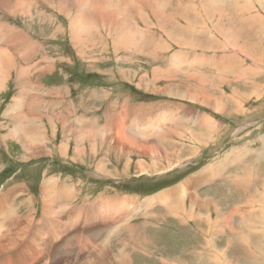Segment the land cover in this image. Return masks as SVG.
<instances>
[{
	"label": "rangeland",
	"instance_id": "1",
	"mask_svg": "<svg viewBox=\"0 0 264 264\" xmlns=\"http://www.w3.org/2000/svg\"><path fill=\"white\" fill-rule=\"evenodd\" d=\"M68 2L73 5L64 3L56 8L46 5L32 10L31 20L0 13L3 16L0 23L19 32L22 52L26 50L23 58L9 57L2 63L11 65L14 61L30 74H26L30 82L19 85L11 67L0 84V197L10 195L0 206V213L6 212L7 216L12 209L4 222H14L24 215L38 223L43 206L41 189L45 180L53 177L57 183L51 195L52 208L61 216L67 210H80L90 203L98 205L108 198L141 202L143 198H160L167 192L163 196L165 200L132 213L128 224L124 222L126 217L118 218L114 230L118 226L122 230L110 234L107 244L97 241L101 237L94 242L87 237V247H81L84 250L79 253L89 262L81 264H119L120 261V264H209L208 258L211 264L214 261L215 264H228V261L264 264V202L251 203L245 218L237 211L241 210L239 205L230 211L224 209L222 215L223 206L217 209L216 203L227 202L231 196L241 204L246 203L249 199L245 196L251 195L252 190L264 189V0H132L124 11L108 9L106 0ZM77 3L87 6L77 11L76 7L80 6ZM95 14L110 17L109 21L101 20L113 26L112 33L104 28L99 32L92 29ZM82 28L89 32L82 33ZM22 36L28 38V44L23 45ZM22 77L27 79L24 74ZM173 91L177 96L170 94ZM18 97L21 103L16 111L13 104ZM33 106L45 112L51 110L60 118L54 126L48 125ZM197 114L201 126L193 123ZM178 117L181 122L175 120ZM203 117L212 119L211 129L208 123L203 124ZM134 119L147 128L146 133L151 124L166 121L159 124L163 125L162 132L156 133L152 125L150 134L155 136L145 142L133 138L128 131ZM31 123L39 130L34 138L41 141L39 149L43 152L23 162L22 148L10 140L9 131ZM30 133H34L33 129ZM75 136L87 141L78 145ZM165 137L174 140L171 145L160 144ZM62 146L66 157L58 154ZM128 148H136V152L128 153ZM79 153L86 155L82 156L83 162L75 161ZM100 161L105 164L104 170L98 166ZM124 167L128 170L124 171ZM142 168L145 174L140 173ZM205 173L211 182L195 187L197 200L202 201L193 200L191 191L180 199L182 203L171 195L180 184L200 180ZM63 190L70 191L65 202L58 197ZM30 198L33 205L29 207L25 201ZM0 216V220L4 218ZM82 217L72 218L75 223L68 221L69 228L77 221L80 224L79 230L77 227L71 234V243H76L77 234L86 230L85 216ZM223 218L224 224L231 222L226 230L208 228L207 219L213 220L211 227H214ZM196 219L200 227L195 232ZM89 227L90 224L86 226L88 230ZM143 227V247L139 248L142 252L128 256L127 246L133 243L119 231L136 230V244ZM61 231L58 236L51 233L56 236L51 246L56 239L63 240ZM80 245L75 247L76 251ZM106 245L111 247L106 249ZM70 251L72 259L73 250ZM119 253L123 257L118 259ZM251 259L256 263H251ZM0 264H14V261L9 256H0Z\"/></svg>",
	"mask_w": 264,
	"mask_h": 264
},
{
	"label": "bare ground",
	"instance_id": "2",
	"mask_svg": "<svg viewBox=\"0 0 264 264\" xmlns=\"http://www.w3.org/2000/svg\"><path fill=\"white\" fill-rule=\"evenodd\" d=\"M83 2V1H82ZM86 2V1H85ZM64 3H68V0H0V13L3 14V15H11V16H14V17H30V20L32 19V16H33V12L32 10L36 11L38 9H41V7H44L46 5H51L52 7L56 8L57 6H61L62 4ZM87 3V2H86ZM79 4V3H77ZM93 4V3H92ZM106 4V7L108 9H114V10H121L123 9L122 11H124V8L130 4H132V0H125V1H122V0H106L105 2ZM69 5H73V4H69ZM80 8L79 7H76V10H80V9H84L87 4H79ZM93 6V5H92ZM74 7V6H73ZM94 8H96V6H94ZM8 9H13L14 11H9ZM93 9V8H92ZM126 11V10H125ZM113 13V12H112ZM114 14V13H113ZM121 14V13H120ZM193 14V13H192ZM123 16V15H122ZM187 16V15H186ZM195 16V15H194ZM1 16L0 15V22H1ZM95 17V18H94ZM93 17V20H92V29L96 32H99L100 29L104 30L106 29L108 32H111L112 33V29H113V26L109 23H107L105 20H101V19H106V20H111L109 16L107 15H104V14H95V16ZM116 17H121L120 15H116ZM114 19L112 18V21ZM120 20V19H119ZM97 22L99 24H97ZM121 22H123V20H121ZM4 23V22H3ZM120 25V24H119ZM118 25V27H119ZM60 29V28H59ZM70 29L71 28V23H70ZM120 31L123 30V29H119ZM20 31V30H19ZM70 31V30H69ZM84 31H88L89 30H85L84 28H82L81 32L83 33ZM115 33V32H114ZM19 32L14 29L13 27L11 28L10 26H8L7 24L3 25L0 23V47H5V50H1L0 48V84L4 81V78H6V75L8 72H10V69L12 67L13 70H15V76H17V78H15V81L20 85V83L23 85L24 83H28L30 82V77H27L26 74H28V76H30V74L25 71L24 69L20 68L21 66L19 65V67L17 66V64L13 63L10 65V63L6 62L5 64L2 63V60H5L6 58H9V57H20V58H23L22 56V53H24L25 51L22 52V46H21V38L19 39ZM14 39H18L17 40V43L14 44L13 43V40ZM22 39L25 41V44L23 45H26L28 44L29 40H27L28 38L27 37H24L22 36ZM8 52V53H7ZM264 56V54H263ZM49 60V59H48ZM18 62V61H17ZM30 64V63H29ZM28 64V65H29ZM34 65V64H33ZM38 67V66H37ZM19 68L21 70H19ZM26 69V67H24ZM33 68V67H32ZM44 68V67H43ZM44 70H46V68H44ZM52 71V70H51ZM46 72V71H44ZM22 74H24V77L27 78V79H24L22 77ZM50 74V73H49ZM41 75V74H40ZM38 75V77L40 76ZM3 76V78L1 77ZM15 82V83H16ZM17 85V86H19ZM236 88V87H235ZM234 92V91H233ZM223 93V92H222ZM236 93V92H235ZM171 95L173 96H177V93L176 91H173V92H170ZM239 94V93H238ZM204 95V94H203ZM202 95V96H203ZM207 95V94H206ZM223 95V94H222ZM233 95V93H232ZM183 95H181L182 97ZM243 96V95H242ZM20 97V96H19ZM15 98V102L13 104V108L15 107H19L20 103H19V100L20 98ZM204 97V96H203ZM226 97V96H225ZM224 97V98H225ZM189 98V97H188ZM191 98V97H190ZM194 98V97H193ZM197 98V97H196ZM194 98V99H196ZM205 99L207 98L204 97ZM232 98V97H231ZM241 98V96H240ZM184 99H185V96H184ZM227 99H229L227 97ZM233 99V98H232ZM192 100V99H191ZM201 100H202V97H201ZM200 100V101H201ZM210 101V99H208ZM230 100V99H229ZM234 100V99H233ZM218 101H222V100H218ZM224 101H226V99H224ZM230 102V101H229ZM238 102V101H237ZM203 103V102H202ZM224 103V102H223ZM51 104V103H50ZM204 104V103H203ZM214 104V103H213ZM227 104V103H226ZM225 104V105H226ZM49 105V104H48ZM210 105H212L210 103ZM209 105V106H210ZM220 105V104H219ZM230 105V104H229ZM208 106V107H209ZM216 107V105H215ZM227 107V106H226ZM240 108V107H239ZM17 109V108H16ZM226 109V108H225ZM238 109V108H237ZM37 110V109H36ZM214 110V109H213ZM38 111H42V109H38ZM215 111V110H214ZM218 111V110H217ZM225 111V110H224ZM233 112V111H232ZM53 112H51L50 110V113L49 115H46L48 116L49 119L51 120H54V117L52 116ZM196 115V113H195ZM200 115V114H199ZM202 116V115H201ZM21 117V116H20ZM19 117V118H20ZM77 118V117H76ZM174 118V117H173ZM200 118L197 114V116H195V119H193V123L196 124L198 123L199 124V119ZM185 119V118H184ZM204 119V123L205 125H208L207 127L209 129L212 128L213 126V123H212V119L209 120L208 118H202ZM201 119V120H202ZM174 120V119H173ZM176 121H180V118L178 117L177 119H175ZM187 120V119H186ZM185 120V121H186ZM162 121H166V120H160V121H156L155 123L151 124L148 128H149V132L146 133L144 132L145 129L147 128H143L139 123H137V121L134 119V121L132 120V122H130L129 124V133L131 136H133V138H140L142 139L143 141H147V139H149L150 137H154L155 134H150L151 132V126L153 125V128L155 130V132H159L161 131V129H163V125H159L160 122ZM188 121V120H187ZM7 122V121H6ZM192 123V124H193ZM208 123V124H207ZM163 124V123H162ZM165 124V123H164ZM191 124V125H192ZM116 125V124H115ZM200 125V124H199ZM67 126V125H66ZM113 126V124H112ZM201 126V125H200ZM194 127V126H192ZM26 128V127H25ZM64 128H65V125H64ZM114 128V126H113ZM181 128V127H180ZM183 128V127H182ZM24 129V128H23ZM37 129V128H36ZM103 129V128H102ZM166 129V128H165ZM172 129V128H171ZM176 129V128H175ZM174 129V130H175ZM178 129V128H177ZM176 129V130H177ZM187 129V128H186ZM105 130V129H104ZM173 130V131H174ZM208 130V129H206ZM16 131V130H15ZM51 131V129H50ZM163 131V130H162ZM161 131V132H162ZM170 131V130H169ZM178 131V130H177ZM180 131V129H179ZM182 131V129H181ZM26 132V131H25ZM54 132V131H52ZM93 132V131H92ZM166 132V131H164ZM212 132V131H210ZM99 133V132H97ZM184 133V132H183ZM182 133V134H183ZM214 133V132H213ZM210 134V135H213ZM100 134V133H99ZM105 134V133H104ZM111 134V133H110ZM109 134V135H110ZM162 134V133H161ZM4 135V134H3ZM9 135V134H8ZM7 135V136H8ZM84 136H86L85 134H83ZM96 135V134H95ZM209 135V136H210ZM11 136V135H10ZM175 136V135H174ZM182 136V135H181ZM200 136V135H199ZM14 137V136H13ZM16 137V136H15ZM35 136H31L29 134H26L24 135L23 134H20L19 136L17 135L16 138L14 139H11V140H14L15 143H18V145L21 146V150L23 151V156H22V161H27L29 159H32L34 157H38L42 154V150L39 149L40 144L39 142L41 141H36ZM87 137V136H86ZM115 137V136H114ZM211 137V136H210ZM2 138H4L2 136ZM102 138V137H100ZM181 138V137H180ZM6 139V138H4ZM10 139V138H9ZM29 139V141L27 140ZM38 139V138H37ZM75 141H76V144L78 145H82L83 143H85V141H87V138L84 140H82L81 136H75V138H73ZM156 139V138H155ZM39 140V139H38ZM44 140V139H43ZM158 140V138L156 139V141ZM89 141H92V139H89ZM171 141H174L171 137H165L164 138V141L161 142L160 144H164L163 146H166V145H171ZM240 141V140H239ZM12 142V141H11ZM263 142H264V139H263ZM144 143V142H143ZM154 143V142H153ZM158 143V142H156ZM166 143V144H165ZM104 144V143H103ZM136 144H133V146H135ZM151 145V144H150ZM195 145V144H193ZM120 146V144H119ZM148 146V145H147ZM160 146V145H159ZM48 147V146H47ZM84 147V146H83ZM93 147V146H92ZM194 147V146H193ZM5 148V147H4ZM65 147L62 146L59 148L58 150V154L59 156L61 157H66V156H63V155H66V152H65ZM100 148V147H98ZM120 148H122L120 146ZM137 148V146H136ZM136 148H133V150L131 148H128V153H133V152H136ZM155 148V147H154ZM160 148V147H159ZM163 148V147H162ZM161 148V149H162ZM86 149V148H85ZM93 149V148H92ZM95 149V148H94ZM93 149V150H94ZM92 150V151H93ZM175 150V149H174ZM179 150V149H178ZM97 151V150H96ZM164 151V150H163ZM91 152V151H90ZM169 153V152H168ZM197 153V152H195ZM235 153V151H233V153H231V155H233ZM94 154V153H93ZM82 156H86L84 153H79L78 156L75 158V161L76 162H83L82 160ZM156 156V155H155ZM167 156V154H166ZM169 157V156H168ZM154 158V157H153ZM172 158V156L170 157V159ZM157 159V158H156ZM159 159V157H158ZM166 159V158H165ZM255 159V158H254ZM90 160V159H89ZM104 160V159H103ZM128 160V158H127ZM154 160V159H153ZM259 160V159H258ZM157 161V160H156ZM257 161V160H256ZM104 165L102 163V161H100V164L98 165L99 167H101L102 170H104ZM173 165V164H172ZM177 164H175L174 166H176ZM256 165V164H255ZM215 166V165H214ZM155 167V166H154ZM213 167V166H212ZM143 169V168H142ZM212 169V168H211ZM128 168L127 167H124V171H127ZM141 170V169H140ZM139 170V171H140ZM145 169L141 170L140 173H144L145 174ZM157 171V169H155ZM206 170H208V168H206ZM205 170V172H206ZM138 171V172H139ZM166 171V170H165ZM147 172V171H146ZM164 172V171H162ZM161 172V173H162ZM157 173V172H156ZM149 174V173H148ZM202 174V173H200ZM139 175V174H138ZM235 175V174H234ZM235 177V176H234ZM59 178V177H58ZM258 178V177H257ZM206 180V181H205ZM260 180V179H259ZM207 181L211 182V179H210V176L208 173H205L202 177H200V180H187V182H184L185 185H181L179 187H177V189L175 190L174 189V192L173 196H177V197H174L175 198H178V203H179V200L182 199L184 197L185 194L188 193V191H191V198H193V200H196V201H202L201 199L197 200L199 195L197 194V192H195V187L198 189L201 185V183L203 184L204 182L207 183ZM56 183H57V178L53 177L51 179H46L45 180V183L43 184V188L41 189L42 190V194H43V198L41 201H43V206H42V217H41V220L38 222V223H34L33 220H30L28 218H26V216H18L14 222L13 221H10V222H7L6 221L4 222L5 219H7L6 217L9 215L8 213L11 212V210L7 213V216H6V212H2L0 214H2L4 216V218H2L0 220V256H4V257H11L12 260L14 261V264H24L26 263L28 260L30 264L31 262H35V264H81L85 258L83 259L82 256L80 255L79 251L81 250H84L82 249L81 247L83 246H86L87 247V237H89L91 240H93V242L95 240H97L96 238H99L101 237V240H97L101 245H103V243L107 244L109 242V240H111L110 238V234L112 235H116V234H113L114 232H116L117 230H122V226H118L117 230H114V228L116 227V223L119 222L117 221L118 218L120 217H126L127 219L124 221L126 222L127 224L129 222H131V218H133L132 216V213H136V212H139L141 211L142 209H146V207L148 208L149 205H153L155 206L154 204H156V201H161V199H164L165 198L163 197L166 193H162L163 195L160 196V198H155V197H148V198H143V201L141 202H137V201H133L132 200H128V203L127 202H119V201H116L115 199H107L105 201H99L98 205L97 204H93V203H90L88 204L87 206L88 207H83L82 209L80 210H77L76 211H70V210H67L65 213L62 212V216L59 215V212H56L55 209L52 208V199H51V195L53 194V191H54V187L56 186ZM182 183V184H184ZM255 183V182H254ZM260 184V183H259ZM255 187H256V184H254ZM63 187V186H62ZM66 188V187H65ZM176 188V187H175ZM257 188V187H256ZM259 188V187H258ZM26 189V188H25ZM19 190V189H18ZM16 189V192L18 191ZM27 190V189H26ZM12 192V191H11ZM11 192H9V194H11ZM19 192H23L25 193L24 191H22L21 189L19 190ZM18 192V193H19ZM70 191L69 190H63L60 195L58 196L63 202H65V197L66 195L70 194L69 193ZM262 192H263V195H262ZM170 193V192H169ZM168 193V194H169ZM26 194V193H25ZM72 195V194H71ZM102 196V195H101ZM10 195H8L7 197L5 196H1L0 197V206L3 205L5 202H6V199L9 198ZM76 197V196H75ZM86 197V196H85ZM132 197V196H131ZM163 197V198H162ZM168 197V196H166ZM33 198V197H32ZM69 198V197H68ZM107 198V197H106ZM105 198V199H106ZM134 198V197H133ZM245 198H248L249 201L246 202V203H242V206L243 208L241 207H238L240 208L241 210H237V211H241L242 215V218H245V214H246V209H250L252 208L251 206V203H263L264 202V189H254L252 190V194L249 195V196H245ZM10 199V198H9ZM58 199V198H57ZM104 199V198H103ZM120 198H118L119 200ZM123 199V198H122ZM121 199V200H122ZM67 200V199H66ZM89 200V199H88ZM173 200V198H172ZM176 200V199H175ZM70 201V200H69ZM130 201V202H129ZM185 201V199H184ZM25 202H28L26 203L27 206H31L33 205L32 204V199H28V201L26 200ZM55 202V201H54ZM232 202V201H231ZM35 203V202H34ZM96 203V202H95ZM173 203H176V202H172ZM180 203L181 200H180ZM214 203V202H213ZM9 204V202H8ZM159 204V203H157ZM197 204V203H195ZM209 205V203H207ZM10 205V204H9ZM57 205V204H56ZM55 205V206H56ZM63 205V204H61ZM71 205V204H70ZM174 205V204H173ZM199 205V204H198ZM197 205V206H198ZM205 205V204H204ZM207 205V206H208ZM29 206V207H30ZM60 206V204H59ZM64 206V205H63ZM167 207L170 208V206L166 205ZM201 206V205H199ZM203 206V205H202ZM211 206V205H210ZM256 207H258L257 205H255ZM166 207V209H167ZM174 207V206H173ZM185 207V206H184ZM205 207V206H204ZM216 207V206H215ZM3 208V207H2ZM76 208V207H75ZM208 208V207H207ZM214 208V207H213ZM33 209V208H32ZM58 209V208H57ZM182 209V208H181ZM198 209V208H197ZM202 209V208H201ZM205 209V208H204ZM244 209V211L242 210ZM256 209V208H255ZM261 209V207H260ZM264 209V208H263ZM7 210V209H6ZM172 210V209H171ZM199 210V209H198ZM213 210V209H212ZM5 211V210H4ZM20 211V210H19ZM27 211V210H26ZM146 211V210H145ZM168 211H170L168 209ZM173 211H176L173 210ZM190 211V210H189ZM215 211V210H214ZM236 211V212H237ZM14 212V211H13ZM78 212V213H76ZM178 212V211H177ZM187 212V210H186ZM228 212V211H227ZM24 213V212H23ZM22 213V214H23ZM80 213V214H79ZM145 213V212H144ZM11 214V213H10ZM13 214V213H12ZM143 214V213H142ZM176 214V213H175ZM183 214V213H182ZM187 214V213H185ZM200 214V213H199ZM221 214L225 215V210H224V207L221 208ZM14 215V214H13ZM21 215V214H20ZM81 216H85V221H84V229L86 230H82L79 231L81 232V234H77V237H78V240L76 243H71V240H72V235L77 227H78V230L80 228V224H77L76 225L74 224L71 228H69V224H68V221L72 223L74 222V219L77 220V218L79 219V217ZM221 215V216H222ZM264 215V214H262ZM32 216V215H31ZM183 216V215H182ZM194 216V215H193ZM201 216V215H200ZM1 217V216H0ZM83 217L81 219H83ZM202 217V216H201ZM211 217V216H210ZM223 217V216H222ZM225 217V216H224ZM232 218V216H230ZM240 217V216H239ZM262 217V216H261ZM74 218V219H72ZM177 218V217H176ZM192 218V217H191ZM194 218V217H193ZM264 218V216H263ZM35 219V217H34ZM63 219H65L66 221H64ZM199 219V218H198ZM211 219V218H210ZM210 219H207L208 221V228L211 229H216V228H220L222 227L221 230H226L225 228H227L228 226H230L231 222H228V223H225L224 224V221H226V219L224 220H221L217 225H215L214 227H211V225L213 226V220H210ZM9 220V219H8ZM119 220V219H118ZM124 220V219H123ZM182 220V219H181ZM206 220V219H205ZM233 219H231L232 221ZM49 221V223H48ZM83 221V220H82ZM97 223H96V222ZM177 221V220H176ZM184 221V220H183ZM193 223H194V219L192 220ZM201 222V221H200ZM239 222V221H238ZM54 223V228L53 226L51 227L50 224H53ZM75 223V222H74ZM80 223V222H79ZM122 223V222H121ZM120 223V224H121ZM240 223V222H239ZM242 223V222H241ZM90 224L91 229H87L86 226ZM144 227L146 226L145 224H142ZM185 225V223H184ZM238 225V224H237ZM242 225V224H241ZM126 226V225H125ZM123 226V228L125 227ZM128 226V225H127ZM144 227L143 228H140L141 231L138 233V238L137 241H136V244H134L135 242V235H136V230L135 232L130 229L128 230L129 228H126L124 229L123 231H119L122 233V235H125V237L130 240L129 242H132L133 244L130 246H127L129 249V252H128V256H131L132 254L134 255H137L138 253L142 252V250H140L139 248H141V246L143 245V241H144V237L142 238L141 237V232L144 231ZM195 227L198 229L200 227V223L199 221L196 219L195 220ZM240 227V226H239ZM131 228V227H130ZM59 229H62V241H59L56 239V241L53 243V246H51V242L54 240V238H56V236H58L60 233H59ZM128 231V232H127ZM206 231H209L208 229ZM234 231V230H233ZM233 231H229V233H234ZM108 232V233H107ZM196 232V231H195ZM223 232V231H222ZM239 232V231H238ZM264 232V231H263ZM51 233H54L55 235L54 236H51ZM125 233V234H124ZM205 234V233H203ZM80 235V236H79ZM121 235V234H120ZM200 235V234H199ZM209 235V234H208ZM212 235V234H211ZM220 235L221 234V231H220ZM233 235V234H232ZM262 235V234H261ZM104 236H109V239L107 238H104ZM119 236V234H118ZM145 236V235H144ZM53 239H52V238ZM114 237V236H112ZM137 237V236H136ZM147 237V236H146ZM208 237V236H207ZM213 237V236H212ZM216 237V236H215ZM205 238V237H204ZM211 238V237H210ZM239 238V237H238ZM122 239V238H121ZM120 239V240H121ZM125 239V238H124ZM126 239V240H127ZM212 239V238H211ZM86 244H84L85 242ZM118 240V242L120 241ZM126 240L124 242H126ZM245 240V239H244ZM84 242V243H83ZM91 242V241H90ZM117 241L115 243H118ZM123 242V241H122ZM216 242V241H215ZM234 242V241H233ZM237 242V241H236ZM128 243V241H127ZM126 243V244H127ZM202 243V242H201ZM229 243V242H228ZM82 244V245H80ZM96 244V243H95ZM141 244V245H140ZM242 244V243H240ZM244 244V243H243ZM242 244V245H243ZM77 245H80L78 247V250L76 251V246ZM94 245V243H93ZM98 245V244H97ZM114 245V244H113ZM116 245V244H115ZM125 245V244H124ZM129 245V244H128ZM139 245V246H138ZM228 246V244H226ZM230 245V243H229ZM261 245V244H260ZM212 246V245H211ZM95 247V246H94ZM107 246L106 245V249H107ZM111 247V246H110ZM109 247V248H110ZM123 247V246H122ZM143 247V246H142ZM242 247V246H241ZM244 247V246H243ZM246 247V246H245ZM249 247V246H248ZM124 248V247H123ZM239 248V247H238ZM73 250V254H72V259L69 258V251L70 250ZM97 249V248H96ZM95 249V250H96ZM105 249V250H106ZM222 249V248H221ZM235 249V248H234ZM233 249V250H234ZM246 249V248H244ZM122 250V249H121ZM124 250V249H123ZM122 250V251H123ZM228 250V249H227ZM99 251H102V248L101 250ZM108 250H106L105 252H107ZM71 252V251H70ZM95 252V251H93ZM104 252V251H103ZM104 252V253H105ZM109 252V251H108ZM86 253V252H85ZM144 253V252H143ZM142 253V254H143ZM227 253V252H226ZM99 254V253H98ZM86 255V254H85ZM101 255V254H100ZM99 255V256H100ZM111 255V253L108 254V256ZM123 254L122 253H119L117 255V258L119 259V256L120 258L123 257L122 256ZM220 256V255H219ZM91 257V256H90ZM102 257V256H101ZM125 258H127V255L124 256ZM184 257V256H183ZM218 257V256H217ZM264 257V256H263ZM96 258V257H95ZM222 258V257H221ZM226 258V257H224ZM88 258H86V262L84 261V263H87L89 262V260H87ZM99 259V258H97ZM104 259V258H103ZM128 259V258H127ZM17 260V261H15ZM96 260V259H95ZM123 260V258H122ZM228 260V258H227ZM107 261V260H106ZM141 261V260H140ZM220 261V260H219ZM222 261V260H221ZM95 262V261H94ZM105 260L101 261L100 263H104ZM111 262V261H110ZM119 262V261H117ZM209 262V261H208ZM223 262V261H222ZM107 263V262H106ZM121 263V261H120ZM119 263V264H120ZM125 263L126 260H125ZM171 263V261H170ZM176 263V262H175ZM228 264L229 261L227 262ZM116 264V263H115ZM128 264V263H127ZM225 264V263H224Z\"/></svg>",
	"mask_w": 264,
	"mask_h": 264
},
{
	"label": "crops",
	"instance_id": "3",
	"mask_svg": "<svg viewBox=\"0 0 264 264\" xmlns=\"http://www.w3.org/2000/svg\"><path fill=\"white\" fill-rule=\"evenodd\" d=\"M55 89V88H54ZM63 93H66L67 94V92H63ZM62 93V94H63ZM25 107V106H24ZM34 107L35 106H33V109H34ZM17 108V109H16ZM36 108V107H35ZM14 110H16V111H18V107H15V108H13ZM37 110H35L36 111V113H40L41 115H43L44 116V118H46V121H47V124L48 125H52V126H54V124H55V121L57 122L58 120H59V118H60V115H58L57 113H54L53 112V114H52V116L54 117V120H51V119H49L48 118V116H46V115H49V113H50V111L49 112H45V111H43V109H42V111L40 112V111H38V109L39 108H36ZM34 111V110H33ZM21 116V117H20ZM19 117L20 118H22L23 116H22V114H20L19 115ZM25 118V117H24ZM31 120H33L32 118H30ZM33 124L34 123H31L30 125H28V126H26V128H18L16 131L14 130V129H11L10 131H9V133H10V135L12 136L11 137V139H14V138H16L17 137V135L19 136L20 134H23L24 133V135H25V133L26 134H29V135H31V136H35L36 135V133L39 131L38 129H36V125H35V127L33 126ZM21 126V125H20ZM35 128V129H34ZM50 128V127H49ZM32 129H33V134H31L30 132H32ZM26 131V132H25ZM40 131H42L41 129H40ZM14 136V137H13ZM16 136V137H15ZM10 139V140H11ZM35 140L36 141H38V139L37 138H35ZM39 142V141H38ZM232 201V202H231ZM216 202V201H215ZM217 204H218V208L217 209H219V206H223L224 207V209H228L229 211L231 210V209H233V207L237 204V205H239V207H241L242 206V204H241V202H238V200L235 198V197H233V196H231V198H230V200L229 201H227V202H224V203H222V202H216ZM241 205V206H240ZM241 208H243V207H241ZM233 219H235V218H233ZM195 231H196V227H195ZM195 233V232H194ZM227 258V257H226ZM253 259H251L250 261H251V263H256V261H252ZM208 261H209V264H211V259L210 258H208ZM230 263V262H229ZM213 264H215V261H214V263Z\"/></svg>",
	"mask_w": 264,
	"mask_h": 264
}]
</instances>
